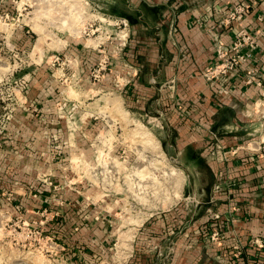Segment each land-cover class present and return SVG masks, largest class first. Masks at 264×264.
I'll list each match as a JSON object with an SVG mask.
<instances>
[{"label": "crops", "instance_id": "0c3cea01", "mask_svg": "<svg viewBox=\"0 0 264 264\" xmlns=\"http://www.w3.org/2000/svg\"><path fill=\"white\" fill-rule=\"evenodd\" d=\"M97 1L118 25L113 67L122 76L123 97L133 112L163 123L164 133L174 136L169 148L198 178L188 198L191 211L180 224L169 228L165 216L136 230L132 263L264 264V0ZM240 2L249 5L240 27L255 38L256 48L226 80L207 82L203 74L215 60L216 40L228 46L234 38L236 28L223 26V18ZM65 54L78 60L93 53L68 49ZM250 70L260 87L244 85ZM29 101L31 113L0 150V190L12 193L25 212L42 216L46 210L39 205L53 197L50 189L44 196L36 186L55 183L53 157L63 134L47 129L32 108L38 101ZM200 164L211 172V181L203 180ZM72 201L63 200L68 212L52 213L48 225L55 234H50L71 254L73 261L69 257L65 264H88L105 248V218L77 204L70 208ZM209 209L217 220L208 217Z\"/></svg>", "mask_w": 264, "mask_h": 264}, {"label": "rangeland", "instance_id": "374dc122", "mask_svg": "<svg viewBox=\"0 0 264 264\" xmlns=\"http://www.w3.org/2000/svg\"><path fill=\"white\" fill-rule=\"evenodd\" d=\"M108 11L97 0H0V150L31 113L29 100L38 101L37 119L63 134L55 183L36 186L53 197L39 205L42 216L0 190V264L73 261L50 234L52 213L68 212L63 200L105 218V248L88 264H134L138 228L165 216L175 227L191 211L196 172L169 148L174 136L163 123L133 112L123 97L113 67L118 25ZM68 49L91 51L92 58L74 60Z\"/></svg>", "mask_w": 264, "mask_h": 264}, {"label": "built area", "instance_id": "2783aa9c", "mask_svg": "<svg viewBox=\"0 0 264 264\" xmlns=\"http://www.w3.org/2000/svg\"><path fill=\"white\" fill-rule=\"evenodd\" d=\"M248 12L249 5L245 2H240L234 5L225 14L222 25L226 27L233 26L236 28L234 38L228 46L224 45L219 40H216L215 60L207 67L203 74L205 81L222 82L250 61L252 52L256 48V41L254 37L240 27V23ZM252 84L257 85L258 87L261 86V83L256 81L255 72L250 70V72L245 75L244 85L249 86ZM261 98L264 100V87H262L261 90ZM49 185L51 186V183H49ZM219 190L220 187L216 186L215 191L218 192ZM206 213L211 220H217L219 218L218 214L210 209ZM217 237V233L211 236L212 239Z\"/></svg>", "mask_w": 264, "mask_h": 264}, {"label": "trees", "instance_id": "16d2710c", "mask_svg": "<svg viewBox=\"0 0 264 264\" xmlns=\"http://www.w3.org/2000/svg\"><path fill=\"white\" fill-rule=\"evenodd\" d=\"M193 157L194 159L197 158L198 156L193 154ZM201 167H202V175H203V180L204 181H211L212 179V175H211V172L209 171V169H207V167L204 165V164H200ZM206 190H207V186H205ZM48 193L47 192H44L43 195L46 196Z\"/></svg>", "mask_w": 264, "mask_h": 264}, {"label": "bare ground", "instance_id": "6f19581e", "mask_svg": "<svg viewBox=\"0 0 264 264\" xmlns=\"http://www.w3.org/2000/svg\"><path fill=\"white\" fill-rule=\"evenodd\" d=\"M142 139H143V138H142ZM150 193H151V192H150ZM144 202H145V201H144ZM142 223H143V222H142ZM142 223H141V224H142ZM135 225H138V224H135ZM27 263H29V264H32L30 261H29V262H27ZM41 264H42V263H41Z\"/></svg>", "mask_w": 264, "mask_h": 264}]
</instances>
